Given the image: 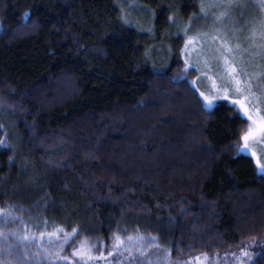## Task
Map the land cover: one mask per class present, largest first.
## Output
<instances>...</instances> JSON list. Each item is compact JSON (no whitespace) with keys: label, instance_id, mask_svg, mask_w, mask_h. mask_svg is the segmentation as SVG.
I'll use <instances>...</instances> for the list:
<instances>
[{"label":"trees","instance_id":"1","mask_svg":"<svg viewBox=\"0 0 264 264\" xmlns=\"http://www.w3.org/2000/svg\"><path fill=\"white\" fill-rule=\"evenodd\" d=\"M78 3L48 17L0 0V78L29 71L31 49L76 45L85 59L73 66L92 61L86 7L97 0ZM96 42L94 58L143 88L145 113L132 121L102 107L72 66L39 79L50 96L38 109L0 98V208L107 244L120 229L150 235L180 258L226 255L264 239V194L239 178L234 153L212 130L241 133L245 123L209 113L191 86L142 67L135 46ZM41 121L53 124L56 141ZM256 151L264 159V149ZM254 264H264V247Z\"/></svg>","mask_w":264,"mask_h":264},{"label":"rangeland","instance_id":"2","mask_svg":"<svg viewBox=\"0 0 264 264\" xmlns=\"http://www.w3.org/2000/svg\"><path fill=\"white\" fill-rule=\"evenodd\" d=\"M20 1L36 15L44 12L48 17H58L61 11L74 12V7L79 5L78 0L73 5H68L67 0ZM229 2L97 0L95 5L86 7L89 11L88 25L85 26L87 34L92 35L95 52L92 61L73 66L74 62L85 59L76 45H70L72 49H57L55 52H50L49 47L37 51L31 49L34 54L29 71L19 69L15 75L9 74L7 78L6 75L1 76L0 98L38 109L50 96L48 88L38 85L39 79L72 66L89 82L90 93L99 105L120 118L137 121L145 113L143 88L131 83L122 71L111 70L94 58L100 47L97 40L113 39L129 43L140 51L142 67L156 74L167 75L174 82L191 86L209 113L245 123L241 133L228 129L212 130L217 143L234 153L239 178L264 194V175L257 170L251 154L255 152L262 159L256 150L264 149V132H257L249 140L247 150H238L244 145L243 134L249 126L255 128L256 125L248 119L240 105L234 103L238 99L244 102L254 118L264 116V81L249 82L250 93L256 101L248 90L236 92L222 59L223 53L238 70L242 66L247 71L248 77L242 76V80L264 75V49L259 47L264 8L260 7L261 0H231V7ZM209 4L216 6L205 7L202 11V5ZM221 13L225 14L221 16ZM29 18L28 13L26 20ZM30 21L33 22V19ZM2 29L0 24V31ZM253 30L257 33L256 44L250 40ZM67 35V31L61 32L64 41H68ZM224 42L232 48L231 53L224 52ZM237 44L239 48L235 47ZM23 73L31 77L20 75ZM23 76H27L26 79ZM62 80L58 81L61 85ZM204 96L215 97L210 108L205 107ZM41 126L47 136L56 141L53 124L41 121ZM52 233L54 235H49ZM130 236L133 238L131 241L128 240ZM117 237L123 243L114 248ZM262 247L264 239L253 240L245 249L226 255L203 252L180 258L150 235L129 234L120 229L107 244L100 239H89L76 229L73 231L32 223L30 218H24L14 208H0V264H254ZM245 251L249 255H245ZM81 252L84 254L81 255Z\"/></svg>","mask_w":264,"mask_h":264},{"label":"snow or ice","instance_id":"3","mask_svg":"<svg viewBox=\"0 0 264 264\" xmlns=\"http://www.w3.org/2000/svg\"><path fill=\"white\" fill-rule=\"evenodd\" d=\"M216 5L213 4H209V5H202V11L205 7H215ZM229 7H231V0L229 2ZM261 8H264V0H261V4H260ZM225 13H221L220 15L223 16ZM220 17L218 16L217 19H219ZM256 38H257V33L255 30H253L252 35L250 37V40L252 42V44H256ZM259 39H260V44L259 47L264 49V21H261V31L259 32ZM236 48H239L240 45L237 44L235 46ZM224 48V52L227 53H231L232 52V48H230L228 46L227 42H224L223 45ZM222 59L224 60L225 63V70H226V74L229 76L231 82L233 83V85L235 86V91L236 92H242L245 90H248L250 93V88L251 85L249 84V80L248 79H241V77H248V73L247 71L241 66L239 67V70L237 68V66H235L233 61H230L228 56L223 55L222 53ZM259 75V74H258ZM251 94V93H250ZM203 95V93H202ZM204 99L206 101V105L205 107L210 108L212 105V100L215 99L214 96H204ZM245 99H247V97H245ZM234 103L239 104L240 108L244 111L245 115L248 116L249 120L253 121V124L256 125L255 128H253L252 126H249V129L247 132H245L242 136V139L244 141V145L242 149H238V150H247L248 149V143L249 140L251 138H253L257 132H264V116H257V117H253L248 110V107L246 106V104L244 102H242L241 100H236L234 101ZM252 156L255 158V162H256V168L257 170L264 175V159H261L259 157H257V154L255 152L251 153ZM62 231V229L60 230ZM73 231H75V229H73ZM43 235V233L41 234ZM49 235H54V233L49 234ZM133 238L130 236L128 237V240L131 241ZM123 243V241H121L119 239V237L116 238L115 241V245L114 248L118 245H121ZM84 247V245L82 244V248ZM81 255H83L84 253L81 252ZM112 253L110 252L109 255H111ZM245 255H249V253H247L246 251L244 252ZM102 255V254H101Z\"/></svg>","mask_w":264,"mask_h":264}]
</instances>
